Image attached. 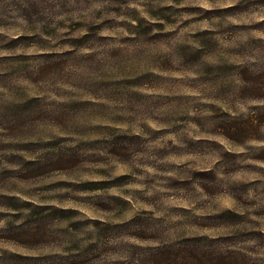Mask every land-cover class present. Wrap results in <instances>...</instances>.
Listing matches in <instances>:
<instances>
[{"label": "rangeland", "instance_id": "obj_1", "mask_svg": "<svg viewBox=\"0 0 264 264\" xmlns=\"http://www.w3.org/2000/svg\"><path fill=\"white\" fill-rule=\"evenodd\" d=\"M0 264H264V0H0Z\"/></svg>", "mask_w": 264, "mask_h": 264}]
</instances>
